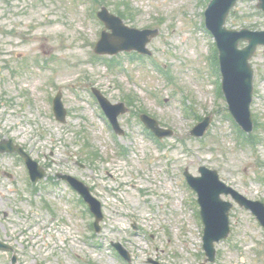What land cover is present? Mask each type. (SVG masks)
Wrapping results in <instances>:
<instances>
[{"label": "rangeland", "instance_id": "1", "mask_svg": "<svg viewBox=\"0 0 264 264\" xmlns=\"http://www.w3.org/2000/svg\"><path fill=\"white\" fill-rule=\"evenodd\" d=\"M209 1L0 0V142L12 140L46 171L33 184L21 157L0 154V241L12 250L0 251V264H128L112 243L133 264H264V230L238 205L230 237L205 263L197 198L183 175L207 167L264 203V48L252 60L254 130L244 137L219 95L216 46L205 28ZM256 6L239 3L227 27L264 30ZM102 7L129 27L158 29L151 56L121 53L112 65L96 58ZM93 88L128 108L118 118L123 135L113 132ZM59 92L65 123L53 113ZM142 113L174 135L156 142ZM209 116L208 133L191 136ZM59 174L85 183L102 203L98 233Z\"/></svg>", "mask_w": 264, "mask_h": 264}, {"label": "water", "instance_id": "2", "mask_svg": "<svg viewBox=\"0 0 264 264\" xmlns=\"http://www.w3.org/2000/svg\"><path fill=\"white\" fill-rule=\"evenodd\" d=\"M239 0H212L206 12V24L214 35L220 53V65L223 75V91L229 104L232 116L242 126L251 132L253 129V116L250 109L253 100V78L254 72L249 64L254 56L257 47L264 45V32H252L242 30L240 32L228 30L225 25L231 9ZM258 8L264 11V0H259ZM100 19L105 23L107 30L104 32L101 41L98 43L96 53L116 55L123 51H138L142 54H150L147 44L152 38L156 37L158 31L137 30L124 25L123 21L110 14L105 8L99 13ZM241 41H247L249 45L244 49H239ZM103 107L108 112L110 119L117 131H119L118 116L125 113L123 105L112 106L99 93ZM59 94L54 103V111L57 120L66 121V110ZM148 128L153 130L159 138L171 136V131L163 130L159 127L156 120L148 116H142ZM211 117L198 125L192 132L193 136L201 137L209 128ZM0 152H11L20 154L29 169L33 181L44 177V170L33 161L26 152L20 147L14 146L12 142L2 143ZM201 177H194L188 173L187 176L190 186L198 193L199 203L202 206V216L205 224L204 250L208 256V261L213 262L215 256L214 243L224 239L230 232L229 212L232 204L223 202L220 198L222 194L232 195V197L246 209L252 211L259 222L264 227V204L252 202L234 191L232 188L220 182L216 171L201 168ZM69 181L90 205L91 212L96 216L95 227L100 231L99 223L103 219L101 204L93 198L90 190L83 183L70 176H60ZM119 252L129 260L128 254L119 245H114ZM5 246L0 242V249Z\"/></svg>", "mask_w": 264, "mask_h": 264}]
</instances>
